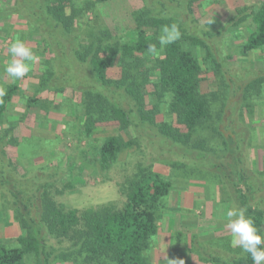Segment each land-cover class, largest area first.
Returning <instances> with one entry per match:
<instances>
[{"label":"trees","instance_id":"16d2710c","mask_svg":"<svg viewBox=\"0 0 264 264\" xmlns=\"http://www.w3.org/2000/svg\"><path fill=\"white\" fill-rule=\"evenodd\" d=\"M8 1L12 14L43 47L45 60H38L40 67L32 63L30 74L38 75L39 86L48 93L70 95L69 107L59 112L74 116L65 117L61 125L63 135L75 136L76 157L82 154L81 140L92 147L103 172L123 149L146 144L153 157L119 184L124 196L120 207L66 209L51 194L52 184L66 176L51 180L45 169L30 174L21 166L25 140L43 145L53 141L30 131L19 134L27 112L6 126L5 115L19 86L5 85L7 95L0 103V192L21 234L15 245L0 246V264H150L148 250L158 231V213L174 186L173 177L154 170L155 163L169 165L172 174L187 181L203 180L204 172L206 185L221 188L230 207L246 208L264 236V171L250 165L249 155L251 146L260 143L251 121L259 117L260 106L264 111V70L247 71V62L264 57V0L237 7L216 34L196 19L194 0H142V8L132 14L134 27L123 35L111 34L96 15L94 21L87 19L88 11L94 14L99 3L110 0ZM5 4L0 0L2 8ZM172 23L181 37L161 48L162 26ZM83 27L91 30L86 39L80 35ZM7 36L12 37L10 32ZM149 44H156L158 55L146 50ZM234 62L246 70L243 77L231 70ZM208 72L216 82L211 91L204 90ZM35 102L28 99L27 106ZM78 118L81 125H69ZM104 123H116L118 133L92 142L97 126ZM123 131L131 137L124 138ZM56 143L31 158L55 153ZM11 148L18 152L15 161ZM52 240L65 241L67 247L55 249ZM211 262L253 264L245 252Z\"/></svg>","mask_w":264,"mask_h":264},{"label":"rangeland","instance_id":"374dc122","mask_svg":"<svg viewBox=\"0 0 264 264\" xmlns=\"http://www.w3.org/2000/svg\"><path fill=\"white\" fill-rule=\"evenodd\" d=\"M4 2L6 4L3 8L0 5V86L4 87L6 83H16L19 86V91L12 100L13 105H10L6 112L4 123L6 126L11 125L13 120L23 112H27L26 118L19 126V134L30 131L37 138L53 141V144L46 142L43 145L39 140L33 142L30 138L25 140L20 147V158L24 157L20 162L21 166L30 174L33 169H45L46 178L51 180L53 177L66 176L67 179L52 184L51 191L54 199L66 209L94 210L101 206L120 207L124 196L121 194L119 184L123 183L126 177L134 174L139 163L147 164L152 161L153 149L146 144L140 148L123 149L117 161L106 172L99 169L91 152L92 147H88L86 140H81L78 144L83 148L81 156L76 157L79 151L75 148L77 145L75 136H71L73 138L71 139L70 136L63 135L64 128L61 125V120L65 117L73 120L74 116L59 112L60 109L69 107L66 102L70 100L69 93L67 91L55 95L48 93L45 88L39 86L38 75H34L33 72L13 81L4 70L10 60L8 46L15 39L23 41L25 46L36 54L38 59L33 63L34 66L40 67L38 60H45L43 47L39 45L37 35L29 32L23 20L12 14L10 1L4 0ZM257 2L258 0H194V15L201 25L216 34L227 25L237 7L254 5ZM142 6V0H110L99 3L94 14L88 11L86 16L91 21L97 16L99 22L106 26L111 34L123 35L134 27L132 14ZM7 14H9L8 18L5 16ZM8 28L11 38L7 36L9 32L6 34ZM88 29L83 27L80 33L85 39L91 31ZM247 66L249 73L263 71L264 57L257 56L255 60L247 62ZM231 70L240 77L246 72L236 62L232 64ZM115 71L116 65L109 70V76L114 77ZM204 76V90L216 89L212 73L208 72ZM33 98L36 102L27 106V100ZM258 114L259 117L254 118L251 124L258 131L260 143L251 146L256 150H250V165L259 171H264V134L262 135L264 111L261 106L258 108ZM80 123L81 118H78L69 125L79 126ZM68 128L73 127L68 126ZM116 133H118L116 123L99 124L93 133L92 142ZM121 135L124 138L131 137L124 131ZM60 137L66 139V142L59 141ZM55 143L59 149L55 153L50 152L31 158L43 146L48 148V151L54 149ZM9 154L15 161L18 152L11 148ZM153 166L155 171L173 177L174 186L163 200L162 208L158 213V231L152 238L148 250L150 264H172V261L181 260L184 264H213L212 258L223 255L231 260L235 255L244 254L240 247L231 244L230 230L225 227V214L230 204L221 188L217 186L215 191L213 187L206 185L207 177L204 176V172L201 173L202 176L200 175L203 180L187 181L172 174L169 165L155 163ZM54 168H60V171L53 170ZM259 197L260 195L257 198ZM4 198L0 192V246H13L21 230L12 217V211L6 207ZM52 245L55 249L67 247L65 241L59 240H52ZM29 264H33V261H29ZM52 264L72 263L57 261Z\"/></svg>","mask_w":264,"mask_h":264},{"label":"clouds","instance_id":"9594fccd","mask_svg":"<svg viewBox=\"0 0 264 264\" xmlns=\"http://www.w3.org/2000/svg\"><path fill=\"white\" fill-rule=\"evenodd\" d=\"M181 32L176 23L163 25L161 35L158 37V43L161 48L174 43L180 39ZM152 55H158L159 49L156 44H149L147 49ZM10 60L7 62L5 72L13 81L24 78L31 70V65L38 57L24 42L15 39L8 46ZM7 95V90L0 86V103L3 97ZM246 208L230 207L225 214V227L230 230L231 244L250 254L253 264L264 262V236L259 233L251 216L246 215ZM172 264H184L181 261H172Z\"/></svg>","mask_w":264,"mask_h":264},{"label":"crops","instance_id":"0c3cea01","mask_svg":"<svg viewBox=\"0 0 264 264\" xmlns=\"http://www.w3.org/2000/svg\"><path fill=\"white\" fill-rule=\"evenodd\" d=\"M9 83H6V85H8Z\"/></svg>","mask_w":264,"mask_h":264}]
</instances>
